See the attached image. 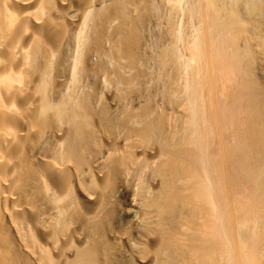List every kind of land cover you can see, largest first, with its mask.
Instances as JSON below:
<instances>
[{
  "label": "bare ground",
  "instance_id": "1",
  "mask_svg": "<svg viewBox=\"0 0 264 264\" xmlns=\"http://www.w3.org/2000/svg\"><path fill=\"white\" fill-rule=\"evenodd\" d=\"M0 264H264V0H0Z\"/></svg>",
  "mask_w": 264,
  "mask_h": 264
},
{
  "label": "rangeland",
  "instance_id": "2",
  "mask_svg": "<svg viewBox=\"0 0 264 264\" xmlns=\"http://www.w3.org/2000/svg\"><path fill=\"white\" fill-rule=\"evenodd\" d=\"M167 39L169 40L170 38L168 37ZM150 61H151V60H150ZM152 61H153V60H152ZM151 63H153V65L155 64L154 61H153V62H150L148 67H149V68H153V69L155 70V67L157 68V64H156L155 66H153ZM151 65H152L153 67H150ZM149 68H147V70H148V72L150 71V73H151L152 69H149ZM167 68H168V67H167ZM168 69H170V68H168ZM157 70H158V69H157ZM157 70H155V71H157ZM155 71H153V73L157 74V72H155ZM153 73H152L153 76H151V77H153L154 80H155V76H156V75L153 74ZM150 75H151V74H150ZM145 79H147V77H146ZM149 79L151 80V78H149ZM154 80H153V81L151 80V81L154 82ZM147 81H148V79H147ZM149 82H150V81H149ZM152 82H151V85H153V86H155V87H151V85H150V84H147L148 82L146 83V80H145V85H146V87H147V85H150V87L148 86V88L150 89V91H151V90H153V91H158L159 88H160L159 90H162L161 87L163 86V84L160 83V82H162V81H159V80L157 81V79H156V81H155L153 84H152ZM159 83H160L161 85H160ZM154 84H156V85L158 84V85L156 86V85H154ZM159 86H160V87H159ZM151 88H153V89H151ZM156 88H157V89H156ZM162 88H163V87H162ZM104 89H105V88H104ZM113 89H114V88H113ZM113 89H112V87H111L110 92H112ZM104 91H105V90H104ZM159 94H160V93H159ZM159 94L157 95L158 97L161 95V94H160V95H159ZM182 95H183V94H182ZM162 98H163V97L161 96L159 99H158V98H157V99L161 101ZM165 99H166V98H165ZM160 101H159V102H160ZM162 101H163V100H162ZM178 101H179V100H178ZM165 102H166V100L163 101V103H165ZM168 104H169V103L167 102L166 105H168ZM173 106H174V105H172V107H171L170 104H169V107H170V108H177L179 111L182 110V112H183V108H181L180 106H175V107H173ZM178 107H180V108H178ZM170 122H171V121H170ZM128 124H131V123L128 122ZM170 128H171V127H170ZM120 132H121V134H122L123 131H119V133L117 132V134L119 135ZM115 135H116V134H115ZM118 135H116V136H118ZM122 135H123V137H122L121 135H119V136H120L121 138H123V139H125V137H126V139H133V138L136 139V136H133V135H130V136L128 135V136H126V135L124 134V132H123ZM124 135H125V136H124ZM116 136H115V138H117ZM119 136H118V137H119ZM120 137H119V139H121ZM111 139H114V138H111ZM117 139H118V138H117Z\"/></svg>",
  "mask_w": 264,
  "mask_h": 264
}]
</instances>
